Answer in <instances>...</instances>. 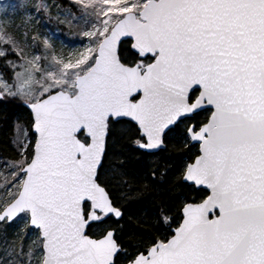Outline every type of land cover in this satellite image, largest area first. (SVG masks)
Instances as JSON below:
<instances>
[{
	"label": "snow or ice",
	"instance_id": "snow-or-ice-1",
	"mask_svg": "<svg viewBox=\"0 0 264 264\" xmlns=\"http://www.w3.org/2000/svg\"><path fill=\"white\" fill-rule=\"evenodd\" d=\"M9 106L0 264H264V0H0Z\"/></svg>",
	"mask_w": 264,
	"mask_h": 264
},
{
	"label": "rangeland",
	"instance_id": "rangeland-1",
	"mask_svg": "<svg viewBox=\"0 0 264 264\" xmlns=\"http://www.w3.org/2000/svg\"><path fill=\"white\" fill-rule=\"evenodd\" d=\"M48 2L53 3V0H48ZM54 2L56 5H62L67 4L68 0H54ZM17 18L19 19L20 17ZM32 27L34 31L47 35L57 50L63 48L66 51H71L73 48L78 47L83 40V37L80 35L79 26L74 22L68 23L58 19L55 9L51 18L41 19L38 23L34 21ZM20 134L23 135L22 130ZM4 179V170L0 169V182ZM8 231L11 232L12 229L9 228Z\"/></svg>",
	"mask_w": 264,
	"mask_h": 264
},
{
	"label": "trees",
	"instance_id": "trees-1",
	"mask_svg": "<svg viewBox=\"0 0 264 264\" xmlns=\"http://www.w3.org/2000/svg\"><path fill=\"white\" fill-rule=\"evenodd\" d=\"M18 111L14 106H9L6 111L0 112V159L10 160L16 151L13 122Z\"/></svg>",
	"mask_w": 264,
	"mask_h": 264
}]
</instances>
